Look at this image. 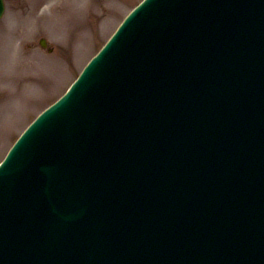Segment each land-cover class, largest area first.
Here are the masks:
<instances>
[{"label": "rangeland", "instance_id": "obj_1", "mask_svg": "<svg viewBox=\"0 0 264 264\" xmlns=\"http://www.w3.org/2000/svg\"><path fill=\"white\" fill-rule=\"evenodd\" d=\"M29 1L7 0L6 13L0 19V49L8 56L4 70L5 91L0 92V106L4 104L2 109L0 107V159L23 123L67 88L87 58L103 43L125 13L140 0H100L98 5L86 0L82 7L89 10L90 15L82 13L81 20H71L66 35L62 30L51 29L43 23L37 28V13ZM77 12L76 4L67 5L60 21ZM82 33L86 34L84 43L80 40ZM42 36L48 40L49 46L54 47L53 51L41 48L39 39ZM12 40L14 55L8 51L13 47V42L7 48H2V43ZM20 53L31 54L23 56L22 65L25 68L20 64ZM29 62L30 66H27ZM3 63L4 60L0 59V64ZM24 76L30 81H26L29 83L24 84L26 86L18 97V93L13 94L11 81L20 78L21 87ZM12 99L15 101L6 103Z\"/></svg>", "mask_w": 264, "mask_h": 264}, {"label": "water", "instance_id": "obj_2", "mask_svg": "<svg viewBox=\"0 0 264 264\" xmlns=\"http://www.w3.org/2000/svg\"><path fill=\"white\" fill-rule=\"evenodd\" d=\"M0 12H1V2H0Z\"/></svg>", "mask_w": 264, "mask_h": 264}]
</instances>
